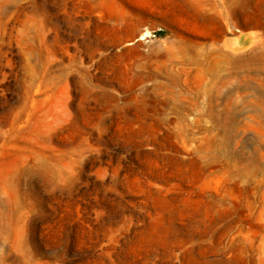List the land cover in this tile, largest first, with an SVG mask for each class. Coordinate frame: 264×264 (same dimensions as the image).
Wrapping results in <instances>:
<instances>
[{"label":"rangeland","instance_id":"rangeland-1","mask_svg":"<svg viewBox=\"0 0 264 264\" xmlns=\"http://www.w3.org/2000/svg\"><path fill=\"white\" fill-rule=\"evenodd\" d=\"M259 93L264 0H0V264H264Z\"/></svg>","mask_w":264,"mask_h":264},{"label":"water","instance_id":"water-1","mask_svg":"<svg viewBox=\"0 0 264 264\" xmlns=\"http://www.w3.org/2000/svg\"><path fill=\"white\" fill-rule=\"evenodd\" d=\"M251 41L249 33L243 32L232 36H225L222 44L230 50L236 52L248 47Z\"/></svg>","mask_w":264,"mask_h":264},{"label":"bare ground","instance_id":"bare-ground-1","mask_svg":"<svg viewBox=\"0 0 264 264\" xmlns=\"http://www.w3.org/2000/svg\"><path fill=\"white\" fill-rule=\"evenodd\" d=\"M259 97L264 99V95L262 93H259Z\"/></svg>","mask_w":264,"mask_h":264}]
</instances>
